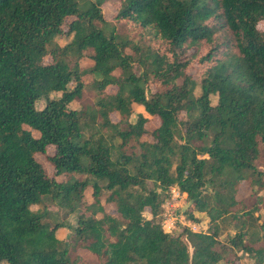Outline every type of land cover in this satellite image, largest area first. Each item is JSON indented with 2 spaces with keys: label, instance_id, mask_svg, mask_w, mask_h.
<instances>
[{
  "label": "trees",
  "instance_id": "16d2710c",
  "mask_svg": "<svg viewBox=\"0 0 264 264\" xmlns=\"http://www.w3.org/2000/svg\"><path fill=\"white\" fill-rule=\"evenodd\" d=\"M260 22L264 0H0V264H88L79 249L98 264H264L260 198H237L249 175L263 185ZM85 86L94 105L72 107ZM133 103L158 125L131 121ZM171 186L192 222L206 213V231H164ZM46 197L76 213L73 243L31 209Z\"/></svg>",
  "mask_w": 264,
  "mask_h": 264
},
{
  "label": "rangeland",
  "instance_id": "374dc122",
  "mask_svg": "<svg viewBox=\"0 0 264 264\" xmlns=\"http://www.w3.org/2000/svg\"><path fill=\"white\" fill-rule=\"evenodd\" d=\"M79 5H82L84 3L85 0H77ZM102 10L104 13V16L106 19L111 20L113 13H114V8L108 4L105 3L102 6ZM71 17L66 19V23L70 20ZM66 23L64 25H66ZM98 24V23H97ZM262 28H264V22H260L259 24ZM70 37H57L54 41L55 44L58 45H64ZM91 62L87 59V58H83L80 60V64L82 66H86L89 65ZM196 68H190L188 70L189 73L193 74L194 76H196L195 74ZM87 78V77H85ZM115 88L114 87H107V91L108 92H112L114 91ZM58 93H51L50 96H54L57 95ZM200 94V88L196 87L194 89V96H198ZM99 96V93L97 92V90H95L94 88H92L91 86H85L82 96H81V100L80 101H75L71 103L72 107H76V108H84V107H92L94 105V102L96 100V98ZM217 100V96L216 95H211L210 96V101L212 104H214ZM44 102L43 100L36 102V107L37 108H41L43 106ZM132 111L133 113L130 116V120L134 121L136 118V114L138 112H142V114L146 117H148V121L145 124V127L148 130H152L153 128H155L159 121L156 117H152L149 116L141 106L136 105L135 103L132 104ZM183 115V114H182ZM111 119L112 121H118L119 120V114L117 112H113L111 114ZM94 129H85L86 134H89L90 132H92ZM35 132V131H34ZM37 133V132H35ZM47 154H52L54 152V147L53 146H49L47 147L46 150ZM36 158L38 161H40L46 171V174L50 177L53 174V168L52 166L45 160V156L41 155V154H37ZM259 170H261L262 172V181H263V185L261 187L258 186V184L254 181V179L256 180V176H251L249 175L247 179L242 180L238 186V192H237V198L238 199H244L247 197H250L249 201L247 202V206H250V203L253 202L252 196L254 195L253 192H256L257 195L259 196V203L257 206H261V209L258 211H255L254 215H258L259 217V223L263 222L264 220V159H261L257 162L256 165ZM57 180H63L64 176H57L56 177ZM178 191V188L176 186H171L170 190H169V197H166L164 202L162 203V211L159 214L158 218L160 220V222L162 223L161 225L163 227V229L171 234H178L181 229L183 227H188L190 228L192 231H206L207 227H208V216L206 215L205 212H200L198 214H202V215H198L197 217L200 218L199 222H195V224L192 222V220H190L186 214L184 213V210L186 208L192 207V205L187 201V195L182 198H179V204L176 207L175 213H176V218L173 219V221L169 222H165L166 217H165V213L168 210V206H170V204H168L171 201V196H172V190ZM253 193V194H252ZM84 194L87 197L88 201H91V190L90 188H87L84 191ZM186 194V193H185ZM254 206V205H252ZM107 211L109 212H113L114 208L113 205L109 204L105 206ZM31 209L33 210H39L43 213V221L53 225V224H61L62 227H60L57 231H56V235L62 239V240H68L69 242L73 243L75 240V236L73 234V227L76 225V213H69L66 209L61 208L57 205L56 201H53L51 198L46 197L43 199V202L41 204H37V205H33L31 206ZM196 212V211H195ZM194 212V213H195ZM144 215L146 217H151L150 214L148 212H145ZM228 217L224 218L223 221V228H225V230H223V234H225L226 231H229V233H231L234 228V224L228 222ZM189 223V225H187ZM196 226V227H195ZM254 227V226H253ZM222 238H224V235L222 236ZM79 254L81 255L82 259L88 263V264H98V261L96 259V257L94 255L89 254L86 250L83 249H79L78 250ZM243 264H251L252 261L245 258L242 260Z\"/></svg>",
  "mask_w": 264,
  "mask_h": 264
},
{
  "label": "built area",
  "instance_id": "2783aa9c",
  "mask_svg": "<svg viewBox=\"0 0 264 264\" xmlns=\"http://www.w3.org/2000/svg\"><path fill=\"white\" fill-rule=\"evenodd\" d=\"M172 196H171V201L168 203L170 204V206H168V210L166 211V213L164 214L165 217H166V220L165 222L168 221V223L171 221H173V219L176 218V213H175V210H176V207L178 205H180L179 203V198H181V192L178 190V191H175L174 189L172 190ZM162 224V223H161ZM164 227V225L162 226V228ZM166 231V229L164 230ZM168 231V230H167ZM166 231V232H167Z\"/></svg>",
  "mask_w": 264,
  "mask_h": 264
},
{
  "label": "crops",
  "instance_id": "0c3cea01",
  "mask_svg": "<svg viewBox=\"0 0 264 264\" xmlns=\"http://www.w3.org/2000/svg\"><path fill=\"white\" fill-rule=\"evenodd\" d=\"M184 195L186 196L185 193L181 192V198L184 197ZM198 213H200V212H197V211H196V212L194 213L195 217H197L198 215H202V214H198ZM201 213H202V212H201ZM197 218H198V217H197ZM193 223L195 224V222H193ZM187 225H189V223H188ZM195 227H196V226H195Z\"/></svg>",
  "mask_w": 264,
  "mask_h": 264
}]
</instances>
